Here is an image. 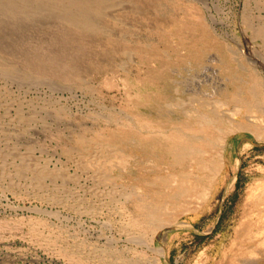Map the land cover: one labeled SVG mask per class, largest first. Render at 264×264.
Wrapping results in <instances>:
<instances>
[{"label": "rangeland", "instance_id": "rangeland-1", "mask_svg": "<svg viewBox=\"0 0 264 264\" xmlns=\"http://www.w3.org/2000/svg\"><path fill=\"white\" fill-rule=\"evenodd\" d=\"M161 3L160 8L154 12L150 5L142 2L141 8L149 10L148 14L144 11L140 15L137 14V17L129 14L125 34L132 39L131 41L142 39V42L153 44L155 38L160 40L163 32V39L167 38L175 45H179V52L183 53H190L196 49L195 46L208 45L213 41L221 45V50L217 54L222 55L221 60L224 59L222 66L233 68L245 78H257L261 90L258 94L261 96L255 97L253 107L250 108L260 116V119L253 122L244 118L245 127L230 132L224 146L225 151L226 146L238 138L249 143L245 144V147L252 145L249 154L239 157L237 169L233 167L227 170L224 165L213 182L211 194L195 205V209L185 211L176 221L159 229L160 232L158 231L153 241L155 231L140 227L133 221L134 193H137V190H144L140 178L142 173H150L154 165L158 166L157 162L161 157L151 150L142 148L138 142V135L128 142L124 138V131L127 128L135 129V133L149 134L151 129L147 131L143 123L149 120L154 127L161 119L157 113L160 101L156 100L154 95L147 98L150 92L155 93L154 89L159 87L156 81L145 78L151 67L148 65L147 56L141 55L142 59L148 61L146 65H138L125 54L111 56L104 52V43L107 39L100 33L97 40L102 43L93 44L92 51L85 55L82 60L81 77L78 79L37 74L39 85L38 83L33 85L34 80L31 79H29L31 83L26 79L29 84H26L27 81L17 84L12 82L11 78L5 79L0 75L1 94L23 99L27 107L35 106L38 110L42 108L39 117L46 116L42 118L46 119L45 125L39 124L36 129L39 132L30 129L29 134L22 137L8 138L7 145L9 148L13 146L11 150H8L7 145L0 149L1 152H5L2 153L4 158L7 156L5 160L0 152L2 157L0 176L4 175L0 177V264H131L128 258L133 254L135 247L144 249L150 243L161 245L164 233L170 236L166 245L169 253L162 255V264H215L226 249L228 250L226 261L229 264L240 262L238 256L242 245L238 249L240 244L236 232L238 225L245 215L248 219L264 218V35L259 36L263 33L259 32V26L264 28V17L261 16L264 15V0H162ZM255 3L259 5L254 6ZM156 19L158 21L155 24L153 21ZM122 25L125 23L117 26V31L122 30L120 27ZM134 25L135 30H131ZM155 28L161 30V35L155 33ZM94 38L96 40V37ZM169 53L174 57L178 56L173 49H169ZM65 56L69 57L68 53L65 52ZM92 59L108 64V67L106 65L105 68H99L97 63H92ZM14 64L18 65L20 71H25L26 74L23 75L27 78L34 76L35 73H31L24 64L17 61ZM40 77L44 82H41ZM50 83H56L57 87L50 85L54 87L51 88ZM159 125L165 126L162 123ZM257 129L258 134L255 132ZM114 132L119 135L117 145L113 148L121 147V152L123 151L125 155L131 153L133 157L127 163L128 166L115 171L116 175L121 173L123 175L118 176L119 181L125 186L121 191L122 196L101 200L92 191L94 185L92 177L79 165L80 155L90 154V151L80 145L76 137L85 136L93 143L110 142L109 136ZM38 147L43 150L37 149ZM70 150L72 153L68 152ZM11 157L15 158L14 164ZM162 164L165 167L164 163ZM4 171L9 174H5ZM52 184L58 185V188ZM74 188L77 189L76 192ZM58 190H61L60 193ZM253 190L256 202L247 198ZM251 212L256 215L252 216ZM191 218H197L195 222L203 229L211 230L214 226L213 230L208 234H201L208 235L202 239L182 231L181 233L185 235L181 236V241L173 244L171 235L180 228L190 226ZM218 218L220 219L216 226ZM183 220L189 224H181ZM133 234L141 237V240H131ZM243 244L249 245L250 242L243 241Z\"/></svg>", "mask_w": 264, "mask_h": 264}, {"label": "bare ground", "instance_id": "bare-ground-1", "mask_svg": "<svg viewBox=\"0 0 264 264\" xmlns=\"http://www.w3.org/2000/svg\"><path fill=\"white\" fill-rule=\"evenodd\" d=\"M161 1L0 0V75L5 79L11 78L10 80L12 82H17V84L21 82L23 84V82L26 83V79H31V81L34 80L32 82L34 83L33 85L35 83L39 85L40 81L37 82V79L39 80V76L42 74L46 75V77L48 74H51L67 79H78L79 76L81 77L83 58L86 57L85 55L90 50L92 51L91 47L93 44L98 45L99 43L101 45L102 43L97 40V36L100 33H103L107 39L104 43L105 53L111 56L125 54L128 58L135 60L138 65H146L149 61L148 65L151 67H149L145 78L156 81L159 87L154 89L155 93L150 92L147 98L154 95L156 97L155 99L160 101L157 113L161 119H159V123L156 126L154 125V127L153 123L149 122V120L143 123L147 131L151 129V132L153 131L152 133L150 132L147 135L140 133L142 137L139 132L135 133V129L127 128L124 131V138L128 142L132 141L135 135H138V142L142 148L151 150V152L157 153L161 157V160L157 162L158 166L154 165L151 169L152 173L156 174L153 175L151 171L150 173H142L140 178L144 190H137V193H134L135 214L133 215V221L140 227L153 229L155 231L152 236L153 241H155L159 229H163V227L176 221L182 213L193 209L195 205L211 194L213 182L225 164L224 146L228 134L244 128V118L253 122L259 121L260 116L251 111L250 107H253L255 97L261 96V94H258L261 90L260 82L257 78H245L237 73L236 70H233V68L222 66L224 59L221 60L220 57L222 55L217 54L221 50L219 43L212 41L208 45L195 46L196 49L194 48L190 53H183L179 52V45H175L167 38L163 39V32L160 40L155 38L153 44L151 42H142V39L131 41L132 39L128 38L125 34L128 27L126 24L128 21L126 20H128L129 14L135 17H137V14L140 15V13L144 12L148 14L149 10L147 11L141 8V5H143L142 2L150 5V8L155 12L160 8ZM258 5L255 3L254 6ZM254 15L256 16V14ZM261 16L264 17V15ZM153 17L155 18L154 15ZM157 21L156 19L153 22L156 24ZM260 21L262 22V20ZM124 23V26H120L122 30L117 31L116 27ZM259 27V32H263L259 36L262 37L264 35V28ZM131 30H135V25ZM155 33L161 35V30L155 28ZM94 37H96V40ZM239 41L241 42V40ZM237 44L239 45V43ZM169 49L176 51L178 56L174 57L171 55ZM65 52L68 53L69 57L65 56ZM141 55L147 56L148 61L142 59ZM16 61L24 64L31 73H35L34 76L29 71L28 73L32 77H29L28 74L27 76L29 78L23 75L26 73H24L25 71L23 69L24 72L20 71L19 67H17L18 65L16 66L14 64ZM92 63H97L99 68H105L106 65L108 67V64L105 65V63L98 62L96 59H92ZM124 69H127V67H124ZM37 74L39 75L38 77ZM48 77L50 78L51 76L49 75ZM29 81L26 84H29ZM47 83L45 84L48 87ZM53 83H50L49 86L53 85L57 87L55 85L57 82L55 84ZM53 86L50 87L54 88ZM46 100L47 98H45ZM30 104L32 105V103ZM41 109L38 110L35 106L27 107V103L23 99L12 98V96L10 97L5 93L1 94L0 90V149L2 147L4 148V146L6 147L8 138L22 137L29 134L30 129L36 130L39 124H42V126L45 125L44 121L46 122V119H42L44 116L42 118L39 117V111ZM47 114L50 115L49 112ZM160 123L165 126L159 125ZM255 132L258 134V129ZM118 135L119 133L114 132L109 136L110 142L94 141V143L87 140L85 136L78 135L76 137L80 145L85 146V149L90 151V154H85L86 156L82 153L84 157L80 155L81 158L78 159L79 165L80 168L83 167L89 176L92 177L94 181V185L92 184L93 187L91 186L92 191L101 200L109 197L119 198L120 195L122 196L121 191H123V187L125 186L119 181L118 176L123 175L122 173L116 175L115 171L118 168L128 166L129 164L127 163L133 157L131 153H126L125 155L123 151L121 152V147L120 149L113 148L117 145ZM39 147L37 149L41 150L42 148ZM42 147L44 148V146ZM10 148L8 146V150H11ZM68 152H71V150ZM2 157L4 158L3 154ZM2 157L0 156V159ZM6 157L4 158L5 160ZM11 159L12 161L13 159L15 160L14 157H11ZM2 161L4 160L2 159ZM10 161L8 160V162ZM162 163H164L165 167H163ZM3 164L5 163L3 162ZM65 166L67 165L65 164ZM43 167L45 168V166ZM68 173L70 172L68 171ZM73 173L76 174L74 171ZM5 174L9 173L6 172ZM2 176L4 175L2 174ZM56 184L58 183L56 182ZM56 184H52L53 187H57L58 185L56 186ZM41 187H43L42 183ZM74 190L76 192L77 189L74 188ZM253 194L254 190L247 198L256 202ZM253 215H256V213ZM181 224L187 225L189 223L183 220ZM110 226L112 227V225ZM236 232L240 240L238 249L242 245V249H240L241 253L238 256L240 258L238 264H264V218L248 219L245 215L240 225H238ZM131 236H134L133 238L131 237L133 241L141 240V237L139 238L135 234ZM169 237V234L164 233L161 238V245L150 243L144 249L135 247L133 254L128 258L129 263L162 264V255L169 253L166 247ZM243 241H249L250 244L244 245ZM243 246L247 249H244ZM227 251L226 249L223 252L222 257L215 264H229L226 261L228 259Z\"/></svg>", "mask_w": 264, "mask_h": 264}, {"label": "crops", "instance_id": "crops-1", "mask_svg": "<svg viewBox=\"0 0 264 264\" xmlns=\"http://www.w3.org/2000/svg\"><path fill=\"white\" fill-rule=\"evenodd\" d=\"M245 144H249L247 141H242L241 139L236 138L232 144H229L228 146H226L225 151H224V156H225V167L227 170H230L231 168H238V162H239V157H245L246 155L249 154L250 152V147L252 145H249L247 147H245ZM246 152V154H245ZM197 218H191L190 220V226H187L186 228H180L177 231H175L172 235H171V242L174 244H177L179 241H181V236L185 235L182 234V231H187L188 234L192 235V236H198L201 239L204 237H208V235H201L203 233L208 234L209 232H211L213 230V227L211 230L207 229H203L201 226H199L197 224V222H195ZM220 218L216 219V226L218 224V220ZM198 227V228H197ZM186 233V235H187ZM182 234V235H181ZM193 240V239H191Z\"/></svg>", "mask_w": 264, "mask_h": 264}]
</instances>
